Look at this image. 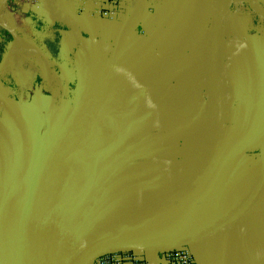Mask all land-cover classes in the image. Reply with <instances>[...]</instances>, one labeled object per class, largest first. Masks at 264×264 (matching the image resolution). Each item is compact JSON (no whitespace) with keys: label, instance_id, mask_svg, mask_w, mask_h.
Wrapping results in <instances>:
<instances>
[{"label":"crops","instance_id":"obj_1","mask_svg":"<svg viewBox=\"0 0 264 264\" xmlns=\"http://www.w3.org/2000/svg\"><path fill=\"white\" fill-rule=\"evenodd\" d=\"M2 8L0 206L94 222L96 237L159 238L244 202L264 145V32L246 23L264 17V0H7ZM196 58L205 93L219 97L209 109L198 87L181 84ZM191 123L202 129L183 143ZM143 129L149 142L177 138L191 149L185 163L148 150L145 133L139 156L125 157ZM152 158L157 165L131 168ZM2 223L0 239L8 238ZM187 248L195 264H264V194L251 213ZM136 256L169 264L163 253Z\"/></svg>","mask_w":264,"mask_h":264},{"label":"water","instance_id":"obj_2","mask_svg":"<svg viewBox=\"0 0 264 264\" xmlns=\"http://www.w3.org/2000/svg\"><path fill=\"white\" fill-rule=\"evenodd\" d=\"M7 0H0V8L4 6ZM222 5L218 4L214 6L212 11L211 28H210V46L212 53H214L215 48L218 44V34L220 31V26L222 24ZM214 67V65L212 64ZM215 73V72H214ZM215 97L219 98L218 95ZM147 131L149 133H147ZM145 133L144 138L147 143L148 150L158 149L160 146V141L149 142V138H153L150 131L143 129V131L137 136L132 138V147L128 153L127 158L130 156H139L140 147L142 143L138 142V137ZM147 135L149 137H147ZM160 138V137H159ZM137 142H135V141ZM151 160V161H150ZM136 161H147L143 162L144 165H157L158 160L152 159H141L132 160L131 168H135ZM140 164V163H139ZM161 167H168L166 162H160ZM139 166V165H137ZM168 180L165 178L164 181ZM226 189V183L220 186L218 192L209 198L210 200H219L224 194ZM264 194V145L262 147V171L258 183L247 195L244 202L236 206L233 209H229L223 212L221 215L204 220L203 222L192 225L180 232L173 233L164 237L159 238H141V237H130V238H120L112 236L96 237L94 234L96 230V225L94 222L83 223L81 220H77L74 217V223L68 221L67 219L56 216L53 214H40L30 208H18V207H3L6 211L8 218H17L16 221L20 222L24 218L33 219L40 221V225L36 228L37 232L45 233L50 241L43 243L42 247H51V253L49 255L50 264H78L81 258L89 252L96 249H107L108 252L100 255L96 259L113 253L118 252H158L164 253L169 251L178 250L181 248L188 247L195 242H198L220 230L226 226L232 224L233 222L239 220L240 218L251 213L258 205L260 199ZM61 211L65 212L63 209ZM6 219L5 216H0V222ZM86 232V234H84ZM53 235L55 238H53ZM57 236L59 239H57ZM32 246L31 242L26 244V247ZM95 259V260H96ZM95 260L92 264H94Z\"/></svg>","mask_w":264,"mask_h":264},{"label":"bare ground","instance_id":"obj_3","mask_svg":"<svg viewBox=\"0 0 264 264\" xmlns=\"http://www.w3.org/2000/svg\"><path fill=\"white\" fill-rule=\"evenodd\" d=\"M255 1L259 3V0H255ZM261 11H263V9ZM8 17L10 16L8 15ZM4 18H5V12L3 8H0V22H2ZM5 56H8V55H5ZM195 69L196 67L190 68L188 74H186L187 76L185 75L184 81L182 80L181 84L187 81L191 87L195 85L194 87H198L197 91L201 92L200 89L203 86L201 82V73L200 75H197V72ZM167 80L168 79L164 74L162 75L160 74L159 82L156 84L163 86L167 82ZM201 129L202 127L198 126V124L191 123V125L188 128L183 130L184 133L186 132L187 133L180 134L181 137L184 136L183 143L186 142V137H188V133L190 132L192 133L193 131H200ZM179 146L181 145L179 144L177 138H172V139L169 138L167 139V143H165L163 146H160L159 148H160V151H163V152L170 151V158L173 161H178L179 163V155L182 156L181 161L184 162V157H186L188 154V151L191 150V149H183L182 147H179ZM192 148H194V145L192 146ZM168 162L171 163L170 161ZM171 165L175 166L173 163H171ZM7 214L8 213H6L3 207L0 206V216L6 217V219L2 221L3 223L1 224V227L5 229L6 232L9 233L8 238L0 239V264H50L48 257L51 253V247L50 246H47L46 248L42 247V244L44 242L47 243L48 241H50V239L45 233L36 231V228L38 227V225H40L41 222L37 220H33V219H28V218L27 219L24 218L23 220H20V222H17L16 221L17 218H14V217L8 218ZM15 232L20 233V235L16 237V239H14L11 236V234H14ZM53 238H55L54 235H53ZM57 239H59L58 236H57ZM28 242H31L32 246L26 247V244ZM108 251L109 250L107 249H96L92 252H89L81 258L78 264H92L93 261L97 257H99L100 255Z\"/></svg>","mask_w":264,"mask_h":264},{"label":"built area","instance_id":"obj_4","mask_svg":"<svg viewBox=\"0 0 264 264\" xmlns=\"http://www.w3.org/2000/svg\"><path fill=\"white\" fill-rule=\"evenodd\" d=\"M137 252H118L102 256L94 264H148L138 256ZM163 255L169 264H195L193 256L187 247L174 251L164 252Z\"/></svg>","mask_w":264,"mask_h":264},{"label":"rangeland","instance_id":"obj_5","mask_svg":"<svg viewBox=\"0 0 264 264\" xmlns=\"http://www.w3.org/2000/svg\"><path fill=\"white\" fill-rule=\"evenodd\" d=\"M233 11V13H235L236 12V10H232ZM249 17L248 16H245V17H242V19L244 20V23H246V21H248L247 19H248ZM250 23L248 24V22L246 23L247 24V27H248V25H249V27H250V25L251 24H254V29L253 30H255V31H263L264 32V17H262V19L259 21V19L257 18V15H253L252 14V16L250 17ZM230 24H231V22H229ZM232 26H233V24H232ZM249 27H248V30H249ZM202 59V58H201ZM198 60H199V58H196V59H194V60H190L189 61V63H187L186 64V67H188V68H193V67H196V72H197V75H200V73H201V82H202V92H198L197 94H201V93H203V96L205 97V102H202V105H203V107H204V109H209V108H211L212 107V104H213V101H214V99H215V94L214 95H210V94H208V93H205V87H206V85L203 83L204 82V73H205V68L206 67H204V65H201V64H199L198 63ZM203 66V67H202ZM200 68H202V69H200ZM202 77H203V79H202ZM189 84V83H188ZM195 86V85H194ZM193 86V87H194ZM165 143H167V139L163 142V144L161 145V146H163ZM151 161V160H150ZM136 162H139V161H136ZM143 162H147V161H143ZM171 166V165H170ZM185 172H187V171H185ZM20 235V233L19 232H15L14 234H11V236L14 238V239H16V237H18ZM1 238V237H0Z\"/></svg>","mask_w":264,"mask_h":264},{"label":"trees","instance_id":"obj_6","mask_svg":"<svg viewBox=\"0 0 264 264\" xmlns=\"http://www.w3.org/2000/svg\"><path fill=\"white\" fill-rule=\"evenodd\" d=\"M6 37H7V36H6ZM10 39H11V38L8 36V37L6 38V41H10ZM2 50H3V48L0 49V53H2Z\"/></svg>","mask_w":264,"mask_h":264},{"label":"flooded vegetation","instance_id":"obj_7","mask_svg":"<svg viewBox=\"0 0 264 264\" xmlns=\"http://www.w3.org/2000/svg\"><path fill=\"white\" fill-rule=\"evenodd\" d=\"M164 156V155H163Z\"/></svg>","mask_w":264,"mask_h":264}]
</instances>
